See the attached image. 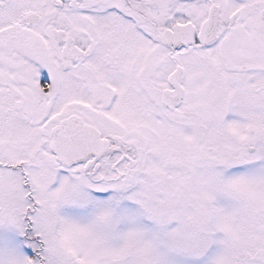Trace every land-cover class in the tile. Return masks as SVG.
I'll use <instances>...</instances> for the list:
<instances>
[{
    "label": "snow or ice",
    "instance_id": "1",
    "mask_svg": "<svg viewBox=\"0 0 264 264\" xmlns=\"http://www.w3.org/2000/svg\"><path fill=\"white\" fill-rule=\"evenodd\" d=\"M0 264H264V0H0Z\"/></svg>",
    "mask_w": 264,
    "mask_h": 264
}]
</instances>
